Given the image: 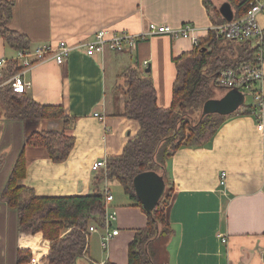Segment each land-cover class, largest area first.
<instances>
[{"label": "crops", "instance_id": "obj_1", "mask_svg": "<svg viewBox=\"0 0 264 264\" xmlns=\"http://www.w3.org/2000/svg\"><path fill=\"white\" fill-rule=\"evenodd\" d=\"M8 1L14 3L8 28L26 35L29 49L59 41L73 47L63 64L47 61L30 69L25 79L31 85L25 94L39 105L62 107L73 121L68 134L74 145L64 162L51 161L44 149L29 146L26 140L32 133L60 132L62 121L7 120L0 103V264H17L18 251L39 252L42 258L49 251V242L41 233L18 232L16 212L1 200L21 154L25 175L19 185L31 189L36 197L110 192L113 199L108 207L116 213L111 229L118 234L103 249L105 229L98 226L89 234L85 254L76 264H127L128 246L146 226L147 217L116 179L99 182L104 170H90L96 161L120 156L140 128L137 121L123 116L126 96L114 88L123 89L125 70H141L145 61L156 104L169 109L176 78L174 61L195 47L188 39L163 35L102 56H87L76 46L91 40L99 30L138 35L150 23L172 28L193 24L199 28L195 36L203 39L212 25L207 11L202 0ZM257 20L264 29V14ZM14 56L15 51L0 38V58L10 61ZM255 87L264 94V75ZM250 107V115L230 119L205 146L182 147L167 160L173 191L165 218L174 233L163 243L162 263L264 264V107L260 119L255 103ZM220 172L226 173L224 186L218 184Z\"/></svg>", "mask_w": 264, "mask_h": 264}, {"label": "trees", "instance_id": "obj_2", "mask_svg": "<svg viewBox=\"0 0 264 264\" xmlns=\"http://www.w3.org/2000/svg\"><path fill=\"white\" fill-rule=\"evenodd\" d=\"M249 2L223 0L230 5L234 20L245 15ZM202 3L213 26L227 23L213 0H202ZM13 4L0 0V38L16 52L26 50L30 41L26 35L8 28ZM262 50L264 52V47ZM257 51L249 42L223 41L216 38L213 30L208 31L207 37L199 39L192 52L174 61L176 78L169 109L157 106L154 86L145 70L130 67L123 73L126 96L123 116L137 121L140 128L120 156L106 161V169L97 181L116 179L124 193L147 217L146 226L136 232L128 246L127 264H165L163 258L161 260L162 243L174 233L165 218L173 191L167 178V160L182 147L205 146L230 119L252 113L250 105L244 104L226 116L204 114L202 108L208 100L219 99L224 94L216 84L217 74L223 69L255 62ZM19 70L15 61H9L2 71L0 84H5L0 87V103L4 117L15 121L61 120L60 132L32 133L26 144L44 149L55 163L64 162L74 145V138L68 134L73 121L60 106H42L26 94L14 93L6 81ZM147 171L158 174L165 184V192L151 212L142 208L133 188L135 176ZM24 175L25 159L21 154L1 193V200L16 212L18 232L25 235L41 233L49 242L44 264H76L87 248L88 227L103 226V191L86 196L36 197L31 189L19 185ZM30 255L29 251H18L17 264L28 262Z\"/></svg>", "mask_w": 264, "mask_h": 264}, {"label": "built area", "instance_id": "obj_3", "mask_svg": "<svg viewBox=\"0 0 264 264\" xmlns=\"http://www.w3.org/2000/svg\"><path fill=\"white\" fill-rule=\"evenodd\" d=\"M264 14V0H250L249 8L245 15L237 20L227 22L223 25H211L209 30H213L216 38L235 43L249 42L254 48H257L255 62L240 65L236 68H228L221 70L216 77V84L225 92L230 90H237L243 98H251L253 103L258 107L257 117L261 118V110L264 107V94L259 92L255 85L263 79V63H264V29L258 23V16ZM199 28L193 24L185 23L179 27L172 28L165 25H157L150 23L146 32L138 35H131L128 33H115L111 34L107 30L97 31L91 40L76 46L84 50L87 56H102L106 51L121 53L135 46L137 41L145 40L147 38L163 35L172 39H188L192 42L193 46L198 45V38L195 36ZM73 47L69 46L65 41H59L55 44L39 45L34 49L27 48L15 52V56L10 61H15L20 70L11 76L6 82L11 84L12 91L16 94H25L29 89L31 83L25 79V74L32 69L35 65L52 61L57 65H61L70 56ZM9 61L0 58V80L2 78V71ZM147 62L141 63V70L147 67ZM5 84V83H4ZM3 85V84H2ZM95 117L100 116L94 114ZM261 125L258 126L261 129ZM106 160H99L94 162L90 170L98 172L99 170L106 169ZM219 186L226 184V173L220 172ZM113 199L108 190L103 192L104 204V220L102 228L105 229L104 235L101 238V247L107 248L108 242L118 234V230H112L111 226L116 221V213L109 210V202ZM97 231L96 226L91 225L88 227V234ZM222 241H225L222 240ZM26 264H44V258L39 256V252L32 253L30 260Z\"/></svg>", "mask_w": 264, "mask_h": 264}, {"label": "water", "instance_id": "obj_4", "mask_svg": "<svg viewBox=\"0 0 264 264\" xmlns=\"http://www.w3.org/2000/svg\"><path fill=\"white\" fill-rule=\"evenodd\" d=\"M219 13L227 22L232 21L233 13L228 3L219 5ZM149 69L145 70L148 73ZM244 98L237 90L225 92L221 98L208 100L202 108L204 114L230 115L242 104ZM133 188L136 198L146 212L155 209L158 201L165 192V184L162 178L154 172H142L133 179Z\"/></svg>", "mask_w": 264, "mask_h": 264}, {"label": "rangeland", "instance_id": "obj_5", "mask_svg": "<svg viewBox=\"0 0 264 264\" xmlns=\"http://www.w3.org/2000/svg\"><path fill=\"white\" fill-rule=\"evenodd\" d=\"M214 2L216 3V5L217 6H219V5H221L222 3H223V0H214ZM114 90L116 91L115 93H123L124 94V92H123V89H122V87H118V86H116L115 88H114ZM224 91V90H223ZM217 94H219V92H216ZM253 103V101L251 100V98H245L244 99V101H243V104L244 105H251ZM1 112V111H0ZM27 121V120H26ZM29 121H31V120H29ZM35 121V120H34ZM94 226H96V228H98V226L97 225H95L94 224ZM98 229H100V228H98ZM163 243H165V241L163 242ZM163 243H162V247H163ZM162 258L163 257H161V260H162Z\"/></svg>", "mask_w": 264, "mask_h": 264}]
</instances>
